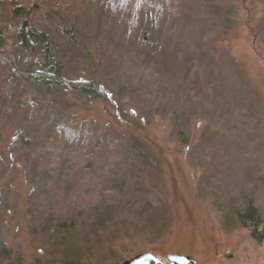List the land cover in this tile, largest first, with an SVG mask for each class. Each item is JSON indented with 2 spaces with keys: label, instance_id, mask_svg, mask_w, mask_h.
I'll return each mask as SVG.
<instances>
[{
  "label": "rangeland",
  "instance_id": "rangeland-1",
  "mask_svg": "<svg viewBox=\"0 0 264 264\" xmlns=\"http://www.w3.org/2000/svg\"><path fill=\"white\" fill-rule=\"evenodd\" d=\"M39 1L63 79L102 94L1 59L0 264H264V0Z\"/></svg>",
  "mask_w": 264,
  "mask_h": 264
},
{
  "label": "trees",
  "instance_id": "trees-1",
  "mask_svg": "<svg viewBox=\"0 0 264 264\" xmlns=\"http://www.w3.org/2000/svg\"><path fill=\"white\" fill-rule=\"evenodd\" d=\"M10 1L11 4L5 11L16 24L11 32L0 26V61L9 59L15 65L13 71L18 69L23 73L25 81L33 82L39 96L54 87L60 89L63 85L85 98L101 96V91L98 93V89L88 85V81L73 82L63 79V68L56 57L57 44L43 24L36 23L33 19L35 12L41 9V1L35 0L30 4ZM39 96L34 99L37 104L40 102ZM3 250L7 254V249ZM34 264L39 263L35 261Z\"/></svg>",
  "mask_w": 264,
  "mask_h": 264
},
{
  "label": "water",
  "instance_id": "water-1",
  "mask_svg": "<svg viewBox=\"0 0 264 264\" xmlns=\"http://www.w3.org/2000/svg\"><path fill=\"white\" fill-rule=\"evenodd\" d=\"M195 260L187 255L176 253H168L166 261L153 254L152 252H144L135 255L126 260L123 264H193Z\"/></svg>",
  "mask_w": 264,
  "mask_h": 264
}]
</instances>
